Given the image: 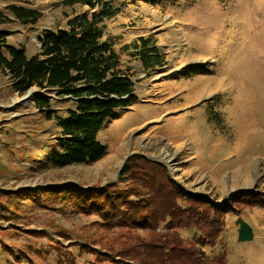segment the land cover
Returning <instances> with one entry per match:
<instances>
[{"label":"rangeland","instance_id":"obj_1","mask_svg":"<svg viewBox=\"0 0 264 264\" xmlns=\"http://www.w3.org/2000/svg\"><path fill=\"white\" fill-rule=\"evenodd\" d=\"M62 1L0 0V6L14 2L42 12L32 26L0 24L6 42L24 47L30 56L38 51L42 30L65 27L71 16L96 8ZM113 5L119 10L104 20L102 39L117 48L126 46L123 52L138 53L133 45L137 36H151L162 53H170V62L151 70L133 65L137 100L115 108L103 122L97 134L106 147L102 157L63 167L40 164L43 154L34 157L32 150L40 151L44 142L57 136L53 123L35 107L36 97H47L36 94L22 99L27 91L13 92L8 77L0 73V203L9 209L6 217H0V264H71L72 257L74 264H86L92 255L71 243L95 219L44 195L32 199L3 192L64 181L83 187L118 182L124 176L123 166L138 153L166 163L158 157L167 151L173 168L162 166L184 193L203 195L219 207L232 203L235 194L264 192V0L156 4L114 0ZM194 63H201L205 71L188 67ZM189 83L203 85L204 90L192 95L195 90ZM170 84L177 92L169 90ZM31 87L56 97V88ZM65 107L61 103L56 109ZM166 107L171 109L165 112ZM184 130L192 134L197 130L201 146L196 139H185ZM192 147L209 151L211 163L220 164L207 169L205 162L206 168L197 159L192 162ZM130 151L137 154L125 161ZM229 168L238 173L230 175ZM237 216L251 226V239L237 241ZM179 230L185 237L192 234ZM100 234L106 237L110 232L100 230ZM56 240L62 245L59 249ZM201 248L209 257L223 251L225 264H264V205L244 203L240 211L226 212L219 237Z\"/></svg>","mask_w":264,"mask_h":264},{"label":"trees","instance_id":"obj_2","mask_svg":"<svg viewBox=\"0 0 264 264\" xmlns=\"http://www.w3.org/2000/svg\"><path fill=\"white\" fill-rule=\"evenodd\" d=\"M113 1L63 0L68 6L82 3L96 8L71 16L65 27L42 30L37 36L38 51L30 56L24 47L8 44L6 33L0 31V73L8 77L12 91L23 94L33 85L57 89L56 97L34 100L41 116L57 130L56 139L44 142L40 151L32 150L34 157L43 154L38 159L42 165L63 167L102 157L106 147L97 134L103 122L115 108L137 100L130 76L120 67L126 46L117 48L102 39L104 20L119 10ZM142 1L156 4L177 0ZM41 17L39 9L23 4L0 6V24L32 26ZM133 45L144 70L165 64L151 36L140 37ZM61 103L67 107L57 110ZM122 174L118 182L103 186L83 187L64 181L3 193L32 199L44 195L72 211L94 216L84 227V235L71 243L92 255L86 264H225L223 251L209 257L201 247L212 245L219 237L226 212L240 211L244 203L264 205L261 191L235 194L232 203L224 207L203 195L186 194L164 166L140 155L129 158ZM8 210L0 203L1 218ZM179 229L192 234L182 236ZM100 230L110 234L97 235ZM74 260L72 257L69 261L72 264Z\"/></svg>","mask_w":264,"mask_h":264},{"label":"crops","instance_id":"obj_3","mask_svg":"<svg viewBox=\"0 0 264 264\" xmlns=\"http://www.w3.org/2000/svg\"><path fill=\"white\" fill-rule=\"evenodd\" d=\"M138 37H142V36L139 35V36H137V38ZM169 54L170 53H162V55L165 58V64H168L170 62V56H169ZM133 65H135V66H142L139 53H130V52H124V53H122L121 66L120 67L124 70V72L126 74H128V75L130 74L131 80H132V72L134 71L133 70ZM185 66H187V65H185ZM188 67H193L192 69H195L196 68V69H199L201 71V68L203 69L205 66H203L201 63H194L192 65H188ZM142 69H144L143 66H142ZM201 72H203V71H201ZM201 72H199V73H201ZM200 86H202L204 88L203 85H200ZM172 88L175 89L176 87L174 85L170 84L169 90L172 89ZM203 88H201V90H204ZM175 90L177 92V89H175ZM201 90H195V92L192 93V95L199 94V91H201ZM186 105L187 104H185V106ZM169 109H171V107H166L165 112H167ZM172 132L174 133L175 132V129ZM190 132H191L190 130H184V133H185V136L184 137H185V139H187V140L189 139L190 141H191V139H194V140L196 139L198 141V144H200V146H201L200 135H199L198 131L196 130V134H192ZM172 141H174V140H172ZM192 150H193V153H195V155H191L192 162L196 161V159L199 160V162H201V166H203V168L204 167L206 168V165L204 164V162L207 164V169H211V167L214 168V167H216V165H219L220 164L219 160L217 161V164H212L211 163V161H210V159H211V157H210L211 153H209V151H208V153H206L201 148L199 150L197 148H193ZM228 170H229L230 175H234V171H235V173H238V171L236 169H233V168H229ZM207 171H209V170H207ZM244 219H245V217H244Z\"/></svg>","mask_w":264,"mask_h":264},{"label":"water","instance_id":"obj_4","mask_svg":"<svg viewBox=\"0 0 264 264\" xmlns=\"http://www.w3.org/2000/svg\"><path fill=\"white\" fill-rule=\"evenodd\" d=\"M161 69H162V67H161ZM31 88H33V87H30L29 89H31ZM29 89L27 90V92L29 91ZM42 96L47 97V98L51 97V96H48L46 94H43V92H42ZM22 99H23V97H22ZM133 154H137V153L134 151H130L129 154L126 156L125 161ZM138 154H140L141 156H146L148 159H151L155 162H158L161 165H166V163H163L162 161L156 159V157L154 158V157L142 154V153H138ZM170 178L173 179V177H171V176H170ZM189 194H192V193L190 192ZM234 225L236 226L237 241H245V240H249L253 237V232H252L251 226L241 216H237L235 218Z\"/></svg>","mask_w":264,"mask_h":264},{"label":"bare ground","instance_id":"obj_5","mask_svg":"<svg viewBox=\"0 0 264 264\" xmlns=\"http://www.w3.org/2000/svg\"><path fill=\"white\" fill-rule=\"evenodd\" d=\"M189 85H191L193 87L194 90H201V88H203L202 86H199L195 83H189ZM188 85V86H189ZM191 88V87H189ZM36 94H42V91L40 90H37L35 87L29 89V91L23 96V98H25L24 100H29L31 99L32 97H34ZM242 127V126H241ZM161 148V147H160ZM160 151V150H159ZM159 153V152H158ZM173 154V153H172ZM161 157H158L160 159H164V162H166L168 165H170L171 168H173V158L172 156H170L167 151L165 150H162V152H160V155ZM109 157H112V156H109ZM157 157V156H156Z\"/></svg>","mask_w":264,"mask_h":264}]
</instances>
